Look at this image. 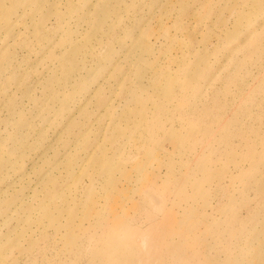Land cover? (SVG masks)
Returning <instances> with one entry per match:
<instances>
[{"label":"rangeland","instance_id":"374dc122","mask_svg":"<svg viewBox=\"0 0 264 264\" xmlns=\"http://www.w3.org/2000/svg\"><path fill=\"white\" fill-rule=\"evenodd\" d=\"M149 260L264 264V0H0V264Z\"/></svg>","mask_w":264,"mask_h":264},{"label":"bare ground","instance_id":"6f19581e","mask_svg":"<svg viewBox=\"0 0 264 264\" xmlns=\"http://www.w3.org/2000/svg\"><path fill=\"white\" fill-rule=\"evenodd\" d=\"M141 238V237H140ZM156 240V239H155ZM154 240V241H155ZM150 245H151V243H149ZM148 244V245H149ZM152 244H153V241H152ZM179 244V243H178ZM197 245H199V244H197ZM200 245H202V243H200ZM190 246V248H192V247H194L193 245H188L187 247H189ZM192 246V247H191ZM150 247V246H149ZM150 249H151V247H150ZM155 251V250H154ZM154 251H150V253H153ZM174 251V250H173ZM154 254V253H153ZM155 256V255H154ZM153 255L151 256V257H154ZM148 259H146L145 261H147ZM152 260H154V259H152ZM150 261V260H149ZM150 264H151V261H150Z\"/></svg>","mask_w":264,"mask_h":264}]
</instances>
